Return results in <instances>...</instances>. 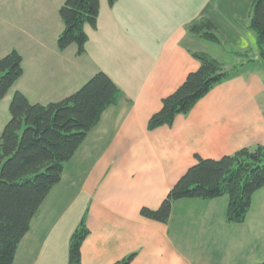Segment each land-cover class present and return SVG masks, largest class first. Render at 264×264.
<instances>
[{
	"label": "crops",
	"instance_id": "0c3cea01",
	"mask_svg": "<svg viewBox=\"0 0 264 264\" xmlns=\"http://www.w3.org/2000/svg\"><path fill=\"white\" fill-rule=\"evenodd\" d=\"M65 1L0 0V59L15 49L24 69L0 104L8 107L17 91L32 104L60 102L98 72L121 96L66 165L14 264H68L70 239L84 218L90 234L83 264H116L130 255L131 264L259 263L264 233L254 199L243 224L227 222L228 197L179 200L167 224L141 215L160 207L196 156L219 160L264 146V60L250 27L253 0H117L113 7L100 0L97 29L85 28L83 56L75 45L58 48ZM202 18L216 25L220 43L189 35ZM192 52L243 66L172 127L149 131L162 100L199 69Z\"/></svg>",
	"mask_w": 264,
	"mask_h": 264
},
{
	"label": "trees",
	"instance_id": "16d2710c",
	"mask_svg": "<svg viewBox=\"0 0 264 264\" xmlns=\"http://www.w3.org/2000/svg\"><path fill=\"white\" fill-rule=\"evenodd\" d=\"M117 0H108L113 7ZM100 0H66L59 10L64 30L58 48L77 47L86 53V26L96 30ZM250 27L256 34L264 60V0H253ZM216 25L202 18L188 27L190 36L220 43ZM200 67L162 100L161 109L149 120L148 130L172 127L179 115L189 114L213 88L231 77L243 63L226 66L204 52H192ZM237 55V53H236ZM248 60L247 62H252ZM23 58L13 49L0 59V101L23 76ZM121 90L104 72L96 73L78 91L60 102L32 104L21 92L14 93L10 120L0 136V264H14L18 248L51 191L62 181L66 165L74 158L104 112L116 105ZM264 188V146L245 148L219 160L196 156V164L170 190L156 210L143 208L141 215L167 224L173 204L183 199L214 200L228 197L226 220L243 224L254 195ZM85 218L74 231L68 264L82 263V246L89 236ZM135 255L116 264H131ZM264 264V262L254 263Z\"/></svg>",
	"mask_w": 264,
	"mask_h": 264
},
{
	"label": "rangeland",
	"instance_id": "374dc122",
	"mask_svg": "<svg viewBox=\"0 0 264 264\" xmlns=\"http://www.w3.org/2000/svg\"><path fill=\"white\" fill-rule=\"evenodd\" d=\"M260 72H261V75H262V78L264 81V69ZM9 106H10V103H9L8 107L5 103L0 104V132L2 130L1 129L2 125L10 120L11 116H10V112H9ZM0 134H2V133H0ZM253 199H254V205H253L254 206V212L253 213H256V217H257L258 221L262 223V226H263L262 230L264 233V189L261 190L260 192H258L256 195H254ZM260 262H264V259H261Z\"/></svg>",
	"mask_w": 264,
	"mask_h": 264
}]
</instances>
